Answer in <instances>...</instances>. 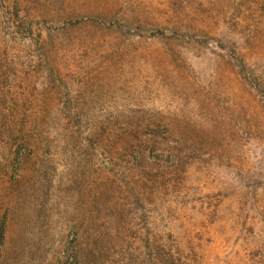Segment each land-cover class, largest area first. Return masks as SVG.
<instances>
[{"label":"rangeland","instance_id":"1","mask_svg":"<svg viewBox=\"0 0 264 264\" xmlns=\"http://www.w3.org/2000/svg\"><path fill=\"white\" fill-rule=\"evenodd\" d=\"M14 4L130 25H83L41 46L34 39H48L47 29L33 21V37L20 33ZM232 47L263 78L260 88L239 72ZM15 101L28 115L36 102L56 104L79 116L80 133L71 127L84 142L91 130L101 139L89 163L109 172L113 190L94 195L87 176L76 190L89 191L78 198L73 188L78 200L66 202L121 220L86 228L82 264H264V0H0V116ZM104 120L111 127L100 129ZM135 123H161L159 149H122L147 135L132 137ZM32 166L24 177L0 169V264H73L62 253L73 213L53 209L52 195L40 204Z\"/></svg>","mask_w":264,"mask_h":264},{"label":"trees","instance_id":"2","mask_svg":"<svg viewBox=\"0 0 264 264\" xmlns=\"http://www.w3.org/2000/svg\"><path fill=\"white\" fill-rule=\"evenodd\" d=\"M13 7L14 16H23L27 19L26 21L25 19H21V21L17 23L20 33L22 31L33 37V21H39L40 24L45 26L48 39H43L41 31L37 33V40L34 39L35 43L41 46H45V44L50 41L52 47H56V44L53 43L55 38L60 39L66 33L78 29L83 25L97 24L109 30H114L115 28L124 27L126 25L129 27L130 25L127 23L122 24L119 19L112 14H104L89 10L86 12L72 8L68 11L65 10L64 7H61L59 11H54L53 5L50 4H45L44 7L25 6L24 8H20L14 4ZM159 33L165 35L162 30H160ZM157 35L159 34H153L152 36ZM220 44L222 47L224 46V44ZM59 47H61V45H59ZM230 49L232 57H234L235 65L239 67V72L246 77L252 85L260 88L263 83V78L254 75L252 70L248 67L245 57L238 53L234 47ZM47 52V50L41 51V62H39V64L44 63L47 66L49 65V56ZM33 105L40 108L38 114L28 115L25 113L28 109L26 102L18 103L15 101L10 104L8 108L9 114H2L0 116V144L2 145L0 169H3L6 173L7 168L11 167L14 173L19 172V175L24 177V171L27 170L29 165H33V171L29 179H32L31 187L33 188V194L35 197L37 196V200L40 201V204L42 203L44 205L47 196L52 195V198L54 197L55 199V206L52 207L53 209H59L62 204L64 205V215L69 216L73 213L70 215L71 218L74 217L73 222L68 224V226H71L68 230V235H70V237L67 239L62 253L67 258H70L73 264H82L81 260L84 257L82 253L85 249L82 248L81 242L83 234L86 235V228L93 227L97 222L101 221L118 223L119 220H121L119 214L106 213L102 215L98 211V213L94 214L93 210L88 212L83 206L79 207V211L73 212L66 202L67 197H69L71 202L72 200H78L77 197L73 196L71 193L75 192L78 187L77 184L79 185L81 181H86L87 176L92 179L94 175L95 179L93 182H95V189L92 190L94 195L97 193H108L110 195V191L113 190V181H109L111 179L108 178L109 172L104 171V173L102 169H92L89 163L91 160L90 155L92 152L95 153V149L98 148L97 145L100 144L101 139H99L98 133H96L97 131L91 130V135H88V140L84 142V139L79 135L80 119L78 115L76 116V114H73L71 116H66L64 111L58 114L60 108L56 104L48 102L43 104L36 102ZM64 105L67 106L62 105L63 108L66 107L71 109V104L69 102L64 103ZM72 125H76L79 133L77 130L73 131ZM98 127L100 129L109 128L111 125L104 120L99 122ZM159 128L161 129V123L153 124V126H150V123L147 125L146 123H135L133 126V133L131 132L132 137H138V135L142 134L147 135L143 136L138 142L134 140L123 142L122 149L132 150L137 148V150L139 149L142 151H146V149L149 148H154L155 150L159 149L160 145L156 138L158 137L157 130H159ZM147 130L152 133L148 134V132H146ZM94 132L95 134H93ZM104 144L106 147L107 143ZM112 146L114 147V139L112 141ZM50 149H52V153L50 156L46 157L44 154ZM116 150L117 147L115 146L114 151ZM138 157L139 161H148V158L142 152ZM170 160L171 159L168 158L169 162ZM92 164H94V160H92ZM15 177L12 182L16 180ZM107 178L109 184L111 182L109 187L108 181H106ZM100 181H104V186L99 183ZM83 186L84 185L76 190L78 198L80 194L83 195V192L89 191V189L83 190ZM73 188H75V190H73ZM135 191V188H131V193L135 194ZM100 198H102V194ZM101 200L98 203H101ZM40 211H44L43 208H40ZM4 237L5 228L0 226V242H3ZM93 240L95 241L96 238L94 237ZM90 252L92 253V251ZM163 259L164 261H161V264H169V261H173V258L169 261L166 258Z\"/></svg>","mask_w":264,"mask_h":264}]
</instances>
